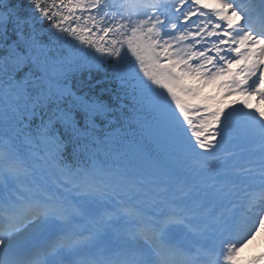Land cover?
<instances>
[{"label":"snow or ice","instance_id":"6c2138e0","mask_svg":"<svg viewBox=\"0 0 264 264\" xmlns=\"http://www.w3.org/2000/svg\"><path fill=\"white\" fill-rule=\"evenodd\" d=\"M262 233L264 0H0V264H264Z\"/></svg>","mask_w":264,"mask_h":264},{"label":"bare ground","instance_id":"6f19581e","mask_svg":"<svg viewBox=\"0 0 264 264\" xmlns=\"http://www.w3.org/2000/svg\"><path fill=\"white\" fill-rule=\"evenodd\" d=\"M6 145H7L6 142L3 141V145L2 146H3L4 150H5ZM97 205H100V206H98V211H97V213H98L103 207H113L115 205H118V198L117 197H112V198L108 199L107 201H105L103 204L98 203L96 201L88 200L87 204H86L87 208H90V207L92 208L93 206H97ZM262 240H264V233L258 235L257 239L252 241V242H250L247 245V247L243 249L242 252L245 251V252H247L246 253L247 257H252L253 253L251 252V250L255 247V244L257 242L260 243Z\"/></svg>","mask_w":264,"mask_h":264},{"label":"rangeland","instance_id":"374dc122","mask_svg":"<svg viewBox=\"0 0 264 264\" xmlns=\"http://www.w3.org/2000/svg\"><path fill=\"white\" fill-rule=\"evenodd\" d=\"M17 140V139H16ZM14 141V144H15V146H16V143H18L19 144V142L20 141ZM7 143H8V141L7 140H5ZM22 145V150H23V152H24V145L23 144H21ZM8 148H9V144H8V146L5 148V152H7L8 151Z\"/></svg>","mask_w":264,"mask_h":264}]
</instances>
